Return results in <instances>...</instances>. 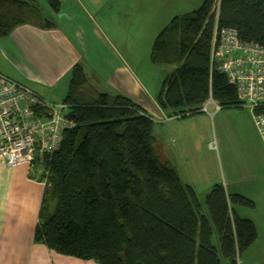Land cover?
Wrapping results in <instances>:
<instances>
[{
  "label": "trees",
  "instance_id": "trees-1",
  "mask_svg": "<svg viewBox=\"0 0 264 264\" xmlns=\"http://www.w3.org/2000/svg\"><path fill=\"white\" fill-rule=\"evenodd\" d=\"M48 4L58 11L56 0ZM213 5L204 0L174 17L152 43L150 62L173 67L156 97L170 116L201 114L209 99L241 108L234 87L210 69ZM38 15L35 0H0V39ZM217 25L264 50V0H220ZM62 103L74 127L39 162L46 170L35 243L97 264H239L257 233L233 207L253 208L250 200L222 184L200 199L159 160L152 119L127 97L92 92L79 65Z\"/></svg>",
  "mask_w": 264,
  "mask_h": 264
},
{
  "label": "crops",
  "instance_id": "crops-1",
  "mask_svg": "<svg viewBox=\"0 0 264 264\" xmlns=\"http://www.w3.org/2000/svg\"><path fill=\"white\" fill-rule=\"evenodd\" d=\"M56 1L59 8L55 12L48 0H35L39 15L32 18V23L20 25L0 39V74L28 86L45 102L57 104L68 92L72 68L79 65L92 92L127 97L152 119L153 125H159L152 129L156 155L173 168L183 185L198 194L195 185L201 177L195 176V167L189 166L186 148L188 142L195 141L198 131L185 123L197 115L170 116L156 103V90L146 87L133 72L129 63L135 57L130 54L128 33L124 32L129 28L125 16L123 19L110 10L105 12L110 0ZM45 20L53 26L43 28ZM35 163L30 168L21 165L10 169L0 159V264H97L58 255L34 242L45 187L43 167L39 161ZM231 193L251 201L242 192ZM247 219L253 222L257 237L246 252L252 264H260L256 262L259 250L257 253V247L254 249L259 240L257 220ZM260 253L263 255L264 249Z\"/></svg>",
  "mask_w": 264,
  "mask_h": 264
},
{
  "label": "rangeland",
  "instance_id": "rangeland-1",
  "mask_svg": "<svg viewBox=\"0 0 264 264\" xmlns=\"http://www.w3.org/2000/svg\"><path fill=\"white\" fill-rule=\"evenodd\" d=\"M110 1L109 9L105 12L110 10L126 18L125 23L129 27L124 32L128 33L130 54L135 57L129 64L146 87L156 90L157 97L164 78L173 67L157 66L150 62L152 43L174 17L190 15L204 0ZM205 106L206 111L185 122L189 126H196L198 131L195 141L191 140L186 147L190 154L189 166L195 167L194 175L201 177V181L195 185L196 190L203 199L207 190L219 183L226 186L230 194L236 191L248 195L253 208H233L239 216L257 220L259 240L254 249L257 247L255 251L258 253L259 250V253L256 262L264 264V253H260L264 249L263 141L256 130L251 111L245 105L222 109H215L211 103ZM157 127L159 125L154 124L153 130ZM238 263L252 264L248 252L241 256Z\"/></svg>",
  "mask_w": 264,
  "mask_h": 264
},
{
  "label": "built area",
  "instance_id": "built-area-1",
  "mask_svg": "<svg viewBox=\"0 0 264 264\" xmlns=\"http://www.w3.org/2000/svg\"><path fill=\"white\" fill-rule=\"evenodd\" d=\"M219 2L213 5L210 69L223 74L241 106L250 109L264 144V116L259 112L264 107V50L241 42L234 29L218 28ZM207 103L219 108L210 99ZM73 127L66 104L47 103L28 86L0 74V159L7 168L40 162L58 150L63 133Z\"/></svg>",
  "mask_w": 264,
  "mask_h": 264
},
{
  "label": "bare ground",
  "instance_id": "bare-ground-1",
  "mask_svg": "<svg viewBox=\"0 0 264 264\" xmlns=\"http://www.w3.org/2000/svg\"><path fill=\"white\" fill-rule=\"evenodd\" d=\"M50 155H51V154H50ZM1 161H2V160H1ZM41 161H42V160H41ZM35 164H36V163H35ZM41 164H42V163H41ZM36 165H37V164H36ZM41 166H42V165H41ZM29 168H30V167H29ZM40 168H41V167H40ZM43 169H44V168H43ZM44 170H46V169H44ZM40 172H42V171H40ZM40 172H39V173H40ZM43 173H44V172H43ZM39 177H40V176H39ZM43 178H44V177H43ZM41 179H42V175H41ZM41 179H40V180H41ZM42 180H43V179H42Z\"/></svg>",
  "mask_w": 264,
  "mask_h": 264
}]
</instances>
